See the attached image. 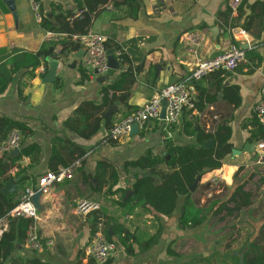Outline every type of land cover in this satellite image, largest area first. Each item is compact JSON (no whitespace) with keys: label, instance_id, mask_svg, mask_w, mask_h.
<instances>
[{"label":"crops","instance_id":"1","mask_svg":"<svg viewBox=\"0 0 264 264\" xmlns=\"http://www.w3.org/2000/svg\"><path fill=\"white\" fill-rule=\"evenodd\" d=\"M31 1L12 0L10 6L0 0V52L37 53L46 46L59 54L57 45L53 47V42L45 41L49 31L36 23ZM37 1L43 15L49 18L59 14L58 8L72 13L74 19L82 18L76 0ZM231 1L110 0L111 10L101 8L90 32L107 38V51L112 50L120 64L117 55L120 51L114 48L122 47L129 54L135 78V83L125 92L130 109L119 102L110 110L94 109L93 105H102L101 88L116 80L129 66L121 64L119 70H111L114 73L100 83L82 68L84 54L82 58L76 57L84 51L81 47L57 60L52 57L42 60L41 65L46 67L44 73L38 67L33 79L18 76L0 95V117L28 128L27 134L22 135L21 155L22 149L29 145H36L39 150L35 160L23 157L17 161L8 176L15 178L23 170L28 178L25 186H28L36 185L45 173L61 167L74 170L71 180L54 185L51 194L40 199L39 220L35 226L39 235L54 245L42 252H32L25 244L17 245L16 264H28L30 259L45 264H95L85 247L95 228V214L76 215L74 207L81 199L98 200L105 212V216H99L106 223L115 220L116 225L124 226L145 245L160 233L157 242L144 252H139L140 247L131 241L135 244V256H127L122 246L116 247L108 264H240L252 244H263L259 231L264 226V165L257 149L260 142L251 143L248 139L254 108L264 87V21L260 28L255 17L259 11L253 12L252 7L259 3L264 8V0H241L235 12L229 9ZM230 27L242 28L249 35L248 42L239 44L246 51V60L234 72L211 73L190 87L193 101L198 98V88L213 99L203 112L194 110L189 115V119H198L197 128L205 132H215L220 126L231 130L232 151L224 159L222 168L202 176L195 191H190L196 207L204 214L202 223L195 228H179L184 198L168 218L142 208L126 212L118 203L133 194L131 191L126 196L130 191L128 177L120 178L114 189L118 191L113 195L107 192L108 185L100 193H93L100 162L121 170L127 162L136 161L147 151L164 155L169 140L165 139L162 125L151 121L137 135L120 142H106L109 133L106 121L112 119L114 125L121 122L127 118L126 114L142 108L163 88L187 78L199 61L225 54L233 43ZM59 36L60 40L65 38ZM54 61L59 64L55 81L45 83L43 80ZM83 73L87 80L82 83ZM114 94L120 97L123 93L110 92L109 96ZM113 109V115L106 118ZM190 110L185 108L183 113ZM182 117L183 114L172 139L178 143L194 142L182 133ZM79 161L80 167L76 164ZM160 168L166 170L164 166ZM242 184H246L244 190L251 195L252 205L232 215L226 212L216 215L223 205L237 209L235 202L229 201ZM20 191L16 190V197ZM106 229L113 236L112 227L106 224Z\"/></svg>","mask_w":264,"mask_h":264},{"label":"trees","instance_id":"2","mask_svg":"<svg viewBox=\"0 0 264 264\" xmlns=\"http://www.w3.org/2000/svg\"><path fill=\"white\" fill-rule=\"evenodd\" d=\"M37 1V0H36ZM110 0H76L77 9L82 12L81 19H74L72 13L59 9V14L54 18H49L46 14L40 24L43 30L64 35L65 38L59 42H54L55 47L60 44L62 49L59 54H55L51 49L43 46L37 53L14 51L13 53L0 52V95L4 94L9 86L14 82L16 77L33 79L35 70L41 66L42 60L52 57L57 60L61 56H65L72 52H77L80 45L74 40L75 37L86 35L90 32L92 23L96 16L100 13L101 8L109 3ZM257 9L258 15H255L256 22L260 28L264 21V8L261 4L253 5V12ZM228 17V16H227ZM226 17V18H227ZM252 22V21H251ZM250 23V22H249ZM247 23V24H249ZM247 30L248 26L245 27ZM109 42L106 43V47ZM117 52H121L119 59L122 65L129 67L119 74L116 80L108 83L107 86L101 88L103 96L102 105H93L95 110H110L117 102L129 108L127 100L130 87L135 83L133 76L132 61L122 47L114 48ZM224 72L217 71V73ZM111 74L114 72L111 71ZM216 73V72H214ZM87 80L86 75L82 74V83ZM198 98L192 102L193 108L182 113V133L194 139V142L178 143L174 139L166 141L165 154L155 155L152 151H147L145 155L136 161L127 162L121 170L116 169L107 162H100L96 170L97 187L93 189V193H100L103 186L108 185V193L113 195L118 191L114 190L121 177H128V190L133 194L127 200L122 198L118 203L126 212L132 213L137 208H142L148 212H155L158 216L171 217L176 211L179 200L184 198L181 215L178 221L180 229L195 228L204 220L202 210L196 207L192 199L190 189L193 187L198 176L219 170L223 166L224 159L231 154L232 146L230 144L231 130L228 127L220 126L215 132H205V130L197 129L199 126L198 119L195 117L188 118L192 111L203 112L206 107L212 103L213 99L207 98L206 91L202 88L197 89ZM123 93L120 97L109 96V93ZM206 97V98H205ZM131 108V107H130ZM129 108V109H130ZM136 111V110H135ZM130 113L125 116L128 117ZM251 131L249 142L258 143L264 141V127L260 124L258 118L250 123ZM114 126L112 119L106 121V127L110 130ZM162 128V126H161ZM176 126L173 128L175 130ZM17 129L22 135L27 134L28 128L19 122H14L7 117H0V146L7 139L9 132ZM163 130V128H162ZM224 133L223 135H221ZM212 142L209 147L205 144ZM39 153L36 145H29L22 149V155L18 159L10 158L7 154L0 158V190L5 186L6 182L13 180L18 189H23L27 185L28 178L21 170L15 178L8 176L16 162L23 157H29L35 160V156ZM164 166L166 170L160 167ZM139 170L142 174H132V171ZM132 174L133 178H129ZM145 175L150 177L145 178ZM246 184L239 185L230 202H235L237 209H229L223 205L216 215L226 212L232 215L234 211L247 208L252 205L251 195L246 193L244 188ZM114 190V191H113ZM123 194L126 192L122 191ZM16 193L5 196L0 193V216L12 209L16 203ZM99 215L105 212L95 213V222L99 221ZM158 218V217H156ZM115 220H108L107 226L112 227L113 236H107V240L114 243L116 247L122 246L127 256H135L137 253L134 249L136 244L140 247L139 252L148 250L159 239L160 233L151 238L146 245L137 239L136 235H131L122 225H116ZM33 224L30 219H13L9 222L8 230L0 238V264H16L17 259L14 257L16 246H24L28 228ZM259 240L263 244L256 242L250 247L249 253L245 257V264H264V226L259 231ZM115 237L118 240H115ZM131 241H135L133 244ZM171 256H175L170 252ZM111 262V261H110ZM28 264H45L38 259H30Z\"/></svg>","mask_w":264,"mask_h":264},{"label":"built area","instance_id":"3","mask_svg":"<svg viewBox=\"0 0 264 264\" xmlns=\"http://www.w3.org/2000/svg\"><path fill=\"white\" fill-rule=\"evenodd\" d=\"M241 0H232L229 9L235 12ZM31 8L34 19L37 24L43 21V13L41 5L38 1H31ZM105 10H111L112 4L109 2L104 6ZM229 33L233 43L229 50L214 59L201 60L197 63L193 72L184 80L171 84L163 88L155 94L142 108L138 109L121 122L115 124L106 137L107 141L120 142L130 136L132 126L137 124L138 130L143 129L147 123L156 121L162 125L165 133V139H172L173 128L178 125L182 113L185 108H193V100L190 93L192 84L201 81L207 75L217 71L234 72L240 64L246 60V51L239 46L241 41L248 42V33L242 28H229ZM61 37L57 34L47 32L45 41L47 43L59 42ZM74 40L84 50L82 58V68L93 78H107L111 69L108 63V55L106 48L107 38L101 34L88 32L86 35L75 37ZM58 52L62 47L57 45ZM119 57L121 52L117 54ZM46 71L45 65H41L39 72ZM166 104L165 119L161 120L160 114L163 104ZM255 115L260 124L264 127V87L261 91V98L254 108ZM22 142V134L19 130L13 129L9 132L7 139L0 146V157L11 153L14 149H20ZM257 149L261 153L260 162L264 165V141L257 145ZM80 167V161L76 163ZM73 169L61 167L55 172H47L38 179L36 185L25 186L17 195L16 203L12 209L0 216V238L8 230L9 222L13 219H30L33 224L28 228L26 234L25 246L32 252H42L54 245L51 240H44L36 229V222L39 220V212L33 203V197L37 192L41 193V198L49 196L54 185L62 183L73 178ZM15 172L12 171V173ZM142 174L139 170H133L132 174ZM130 174L129 178H133ZM102 210L101 203L95 199L79 200L74 211L76 215L86 217L91 214L100 213ZM106 219L100 218L96 222L95 228L91 235L90 243L87 247V255L95 264H108L113 257L116 245L107 240Z\"/></svg>","mask_w":264,"mask_h":264},{"label":"water","instance_id":"4","mask_svg":"<svg viewBox=\"0 0 264 264\" xmlns=\"http://www.w3.org/2000/svg\"><path fill=\"white\" fill-rule=\"evenodd\" d=\"M6 2L9 3V5L11 6L12 4V0H5ZM52 51V50H51ZM84 54V51H82L81 55H76L77 58H82ZM107 55H108V63H109V67L111 70H119L120 69V62L117 61V59L115 58L114 56V52L112 50H108L107 51ZM58 62H51L50 63V66H49V71L47 73V75L45 76L44 78V82L45 83H52L55 81V75H56V72H57V69H58ZM99 82L100 83H104L106 81V78L104 77H101V78H98ZM165 106L166 104L164 103L163 104V108H162V111H161V114H160V118L161 120H164L165 119V113H166V109H165ZM115 112V110H111L110 112H108L106 114V118H110L113 113ZM198 129V128H197ZM139 133V130H138V126L137 124H134L132 126V130H131V134L130 136H134V135H137ZM212 144V142H208L205 144L206 147H209L210 145ZM233 153H236V151H233ZM10 158H19L21 156V150L20 149H14L11 153H9L8 155ZM150 177V175H145V178H148ZM201 177L198 176L195 180V183L193 185V187L190 189L191 192H194L195 189L197 188L198 184H199V181H200ZM17 190V187L16 185L14 184V182L12 180H9L5 186L0 190V193L5 195V196H8V195H11V194H14ZM130 194H132L131 191H129L126 196H129ZM40 199H41V193L40 192H37L34 197H33V203L35 204L37 210L39 211L41 209L40 207ZM109 236H111V231H109L108 233ZM240 264H245L244 261L240 262Z\"/></svg>","mask_w":264,"mask_h":264},{"label":"rangeland","instance_id":"5","mask_svg":"<svg viewBox=\"0 0 264 264\" xmlns=\"http://www.w3.org/2000/svg\"><path fill=\"white\" fill-rule=\"evenodd\" d=\"M89 243H90V240L86 243L85 247H88Z\"/></svg>","mask_w":264,"mask_h":264}]
</instances>
